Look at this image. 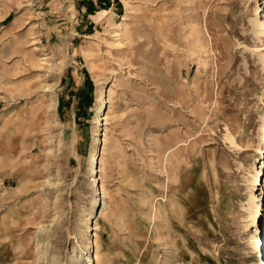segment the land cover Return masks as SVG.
<instances>
[{"label":"rangeland","instance_id":"rangeland-1","mask_svg":"<svg viewBox=\"0 0 264 264\" xmlns=\"http://www.w3.org/2000/svg\"><path fill=\"white\" fill-rule=\"evenodd\" d=\"M260 21L264 0H0V264H260Z\"/></svg>","mask_w":264,"mask_h":264},{"label":"bare ground","instance_id":"bare-ground-1","mask_svg":"<svg viewBox=\"0 0 264 264\" xmlns=\"http://www.w3.org/2000/svg\"><path fill=\"white\" fill-rule=\"evenodd\" d=\"M260 27L262 28V27H264V23H263V21H260ZM97 158H96V156L93 154V156H92V158H91V164H90V168H91V173L93 174V175H97V170H94V163H97ZM97 177V176H96ZM94 180H96V179H94ZM95 225V224H94ZM97 228H99L97 225H95L92 229H97ZM92 231V230H91ZM263 242H264V240H263ZM260 252H261V263L260 264H264V249L263 248H260Z\"/></svg>","mask_w":264,"mask_h":264},{"label":"crops","instance_id":"crops-1","mask_svg":"<svg viewBox=\"0 0 264 264\" xmlns=\"http://www.w3.org/2000/svg\"><path fill=\"white\" fill-rule=\"evenodd\" d=\"M115 223V222H114ZM111 232L113 233V229L111 228Z\"/></svg>","mask_w":264,"mask_h":264}]
</instances>
